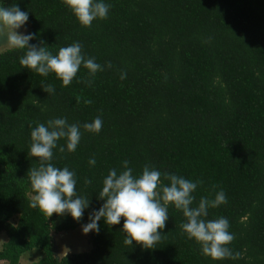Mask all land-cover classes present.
Listing matches in <instances>:
<instances>
[{
  "label": "trees",
  "instance_id": "obj_1",
  "mask_svg": "<svg viewBox=\"0 0 264 264\" xmlns=\"http://www.w3.org/2000/svg\"><path fill=\"white\" fill-rule=\"evenodd\" d=\"M105 2L107 19L91 27L81 26L62 0L1 2L29 12L28 33L38 36L31 43L42 40L57 54L79 42L104 70L93 77L81 66L64 87L55 74L25 69L22 50L0 53V234L8 238L0 262L19 264L38 252L32 264H264V0ZM48 84L54 95L43 91ZM97 117L101 131H85L83 124ZM57 118L81 125L83 133L75 152H60L66 143L60 140L52 160L76 173L77 192L91 201L79 223L30 206L35 193L27 173L40 166L28 156L30 132ZM124 161L134 175L150 165L202 181L195 204L223 190L227 204L210 208L207 219L229 220L235 236L229 247L240 258L204 256L173 206L153 250L125 245L123 220L118 226L102 220L99 234L90 233V250L58 257L55 236L88 222L103 204L104 178L123 171Z\"/></svg>",
  "mask_w": 264,
  "mask_h": 264
},
{
  "label": "clouds",
  "instance_id": "obj_2",
  "mask_svg": "<svg viewBox=\"0 0 264 264\" xmlns=\"http://www.w3.org/2000/svg\"><path fill=\"white\" fill-rule=\"evenodd\" d=\"M62 2L83 27H91L98 19H107L111 8L105 0ZM28 21L29 12L22 11L18 5L0 6V34H7L8 48L24 52L19 62L25 69L42 77L55 74L64 87L69 86L77 77L81 66L93 77L104 70V66L98 64L95 58L83 54L79 42L59 48L57 54L49 51L50 47L42 40L36 44L31 43L38 40V36L26 31ZM107 67L110 68L111 64ZM126 75L121 73L120 79H126ZM42 89L48 95H54L56 91L50 84L43 85ZM102 125V119L97 117L82 127L89 133L98 134ZM30 135L32 142L28 156L36 158L40 165L38 168H30L27 173L35 193L30 206L39 209L49 218L54 214L68 215L79 223L85 211L90 208L91 201L77 192L76 173L68 167H56L52 160L53 150L58 147L60 140L66 142L59 146L60 152L71 153L77 150L83 135L81 125L69 124L66 118H57L49 120L47 125L38 124L31 129ZM95 164V158L89 160L90 166ZM123 169L120 172L112 169L104 178L102 190L98 194V199L103 204L89 214L86 224H82L84 236L90 233L98 235L102 220L108 226H118L123 220L121 232L126 234L124 244L133 247L135 242V246L142 250H153L165 236L162 232L169 220V206H173L185 217V222L180 225L181 229L188 239L195 240L200 245L204 256L213 261L240 258V253L233 254L229 247L235 239L229 230V220L225 217L207 219L210 208L227 204V196L223 190L218 191L214 199L201 197L199 203L195 204L196 197L193 193L202 181H192L174 173H162L150 165H145L141 174L134 175L128 161L123 162ZM162 176L169 182L167 185L162 183ZM85 183L91 184L92 181L86 180Z\"/></svg>",
  "mask_w": 264,
  "mask_h": 264
},
{
  "label": "rangeland",
  "instance_id": "obj_3",
  "mask_svg": "<svg viewBox=\"0 0 264 264\" xmlns=\"http://www.w3.org/2000/svg\"><path fill=\"white\" fill-rule=\"evenodd\" d=\"M1 2L2 0H0V6H1ZM21 31H24V29H22ZM26 31L29 32V28L27 26H26ZM6 35H7L6 33L0 34V53L10 49L7 47ZM17 220L18 219L15 218L13 222L16 223ZM7 240L8 238L6 234H0V251L2 250ZM89 240H90V234L88 236H84L82 234V228L74 232L56 235L54 240L56 246V250H55L56 255L58 257H63L69 254L86 252L91 249V244ZM65 248L70 249V251L68 252V250ZM39 258H40V254L38 252L30 253L27 254L19 264H32L37 262ZM0 264H8V263L0 262Z\"/></svg>",
  "mask_w": 264,
  "mask_h": 264
}]
</instances>
